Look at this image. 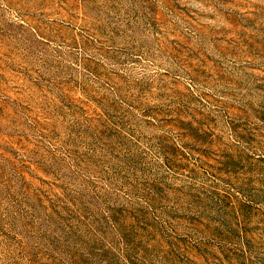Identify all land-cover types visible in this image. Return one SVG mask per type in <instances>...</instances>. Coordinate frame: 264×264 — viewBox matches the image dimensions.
Listing matches in <instances>:
<instances>
[{
    "label": "rangeland",
    "instance_id": "1",
    "mask_svg": "<svg viewBox=\"0 0 264 264\" xmlns=\"http://www.w3.org/2000/svg\"><path fill=\"white\" fill-rule=\"evenodd\" d=\"M0 264H264V0H0Z\"/></svg>",
    "mask_w": 264,
    "mask_h": 264
}]
</instances>
